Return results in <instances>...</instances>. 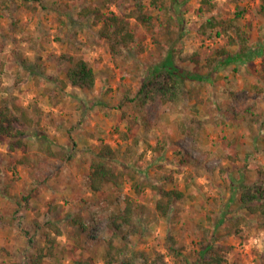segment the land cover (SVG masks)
<instances>
[{"label": "rangeland", "instance_id": "1", "mask_svg": "<svg viewBox=\"0 0 264 264\" xmlns=\"http://www.w3.org/2000/svg\"><path fill=\"white\" fill-rule=\"evenodd\" d=\"M217 1L227 16L240 13L250 42L264 41V17L257 12L262 0ZM35 5V10L22 6L0 18V99L22 107L33 118L32 126H27V150L11 152L8 139L0 138V264H31L29 257L47 244V233L52 232L47 221L63 233L57 238L55 257H47L44 264H74L79 259L105 264V242L113 236L111 216L135 192L128 177L121 189L109 186L99 193L89 189L92 150L101 141L118 150L119 169L123 164L135 166L146 180L185 193L169 216L162 217L156 211L158 195L145 189V198L137 199L144 206L137 210L143 235L127 236L121 229L115 238L117 246L129 245L124 256L144 251L150 263L163 255L175 264L167 248L172 243L195 260L206 239L232 247L226 254L229 263L264 264L262 219L233 211L227 222L233 220L231 233L225 226L214 232L221 205L231 195L230 182L239 171L252 166L254 170L245 172L248 179L264 178V55L238 70L235 63L226 65L213 82L204 84L203 97L212 89L217 112L230 119L226 125H202L195 118L203 121L204 110L213 115L204 104L198 105L199 112L159 101L143 109L137 100L127 99L136 97L143 72L158 53L150 29L129 19L137 36L134 49L127 58L114 57L109 44L99 38L101 25L94 15H80L85 5L124 15L134 8L133 0H41ZM198 8L199 0L184 5L182 46L206 57L225 42L198 33ZM72 55H83L94 67L97 80L92 90L67 86L59 91L57 83L71 66ZM255 86L258 91H253ZM250 106L254 121L240 116L233 121L236 112ZM181 120L194 126L198 135L174 130ZM233 138L237 142L230 159L224 155L225 142ZM21 158L26 162L20 163ZM77 215L86 220L89 232L68 223Z\"/></svg>", "mask_w": 264, "mask_h": 264}, {"label": "trees", "instance_id": "2", "mask_svg": "<svg viewBox=\"0 0 264 264\" xmlns=\"http://www.w3.org/2000/svg\"><path fill=\"white\" fill-rule=\"evenodd\" d=\"M40 1L0 0V18L6 13L12 14L13 10L22 6L27 10H35L37 8L35 3ZM187 1L150 0L147 4V0H133L134 8L124 15H119L116 12L106 13L99 7L85 5L80 15L82 17L94 15L96 21L101 25L98 30L99 38L109 44L114 57L127 58L128 51L134 49L133 44L136 42L137 36L129 19H136L152 31L158 53L154 54V62L149 63L148 68L144 70L143 83L136 97L127 98L128 100H137L143 109L148 104L159 101L176 109L185 106L186 111L195 110L197 112L200 111L198 105L204 104L206 109L209 107V111L213 115H207V110H204L203 121L195 118L199 124L211 122L214 125H226L230 118L217 112L212 89L207 98L203 97L204 84L213 82L215 74L226 65L235 63L238 70L257 57L264 55V41L250 42L249 33L240 22V13L234 17L227 16L217 0H199L197 13L201 19V24L198 33L211 39L222 38L225 44L213 48L206 57H202L199 50L191 53L186 52L182 46V38L186 31L183 15L186 11L184 5ZM257 12L260 15L263 14L264 17V0H262ZM143 49L141 46L138 53L142 52ZM70 62L71 66L66 70L64 78H61L57 83L60 84L59 91H63L67 86L92 90L96 84L97 73L90 61L83 55H72ZM252 89L253 91L257 90L256 86ZM188 99L195 100L194 104H187ZM218 102L221 104L220 101ZM222 109L223 105L220 106V110ZM252 109L253 106H250L241 112H236L233 121L237 120L238 116L248 122L254 121ZM32 124L33 118L22 107H12L6 100L0 99V138L8 139V147L11 152L18 149L27 150V126H32ZM177 126L184 133L192 136L198 135L195 132V127L187 126L183 120L178 122ZM236 142V138L226 140L225 157L233 156L232 151ZM154 148L158 149L159 147L154 146ZM92 151L94 155L90 162L88 181L89 189L93 193L102 192L109 186L113 189H121L126 177L130 179L135 192V196L127 195L125 206L111 216L109 224L113 230V236L105 242L104 263L170 264L163 255H159L150 263V258L144 251L136 253L135 257H126L124 254L129 250V245L124 243L123 246L119 247L115 244V238L119 237L118 232L121 229L127 231V236L143 235L144 225L137 222L142 214H138L137 210L144 206L137 204V199L143 200L145 198L146 188H150L155 195H158L156 211L162 217L169 216L174 203L177 200H182L185 193L177 188L168 189L158 181L146 180L135 166L123 164L122 168L119 169L115 164L118 150L109 142L101 141ZM216 155L220 156L218 153ZM19 161L20 163L26 162L23 158ZM248 167H244L240 170L241 172L239 171L238 178L231 180V195L228 202L221 205V212L214 224L215 233L220 226H225L228 233H231L230 224L233 220L230 224L227 222L231 219L229 217L230 212L233 211H242L247 216L262 219L260 227L264 228V178L250 181L245 172L249 173L255 167ZM260 171L263 174V171ZM16 215L19 213L16 212ZM3 219L2 217L1 220ZM8 223L10 220L5 222V224ZM68 223L83 232L90 231V226L80 215L73 216L68 220ZM46 224L54 234L52 232L47 233V244L38 247L37 251L29 257L31 264H44L47 257H55L56 255L54 249L58 246L57 238L63 232L53 221H47ZM215 235L219 239V235ZM214 241L204 239L200 243L198 256L195 260H190L184 256L183 252L172 243L168 244L167 248L175 257V264H240L236 261L228 262L226 254L232 248L231 246ZM135 259L137 260L135 261ZM13 264L16 263L13 262ZM74 264H92V260L79 259L75 260Z\"/></svg>", "mask_w": 264, "mask_h": 264}, {"label": "crops", "instance_id": "3", "mask_svg": "<svg viewBox=\"0 0 264 264\" xmlns=\"http://www.w3.org/2000/svg\"><path fill=\"white\" fill-rule=\"evenodd\" d=\"M177 128H178V126H177V127L175 126V127H174V130L177 129ZM174 130H173V131H174ZM167 139H168V137H167ZM168 140H169V139H168Z\"/></svg>", "mask_w": 264, "mask_h": 264}]
</instances>
